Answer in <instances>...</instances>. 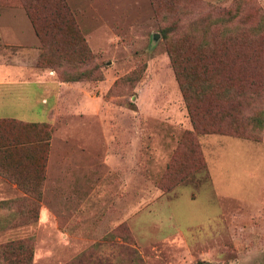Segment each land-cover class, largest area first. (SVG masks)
I'll return each instance as SVG.
<instances>
[{
	"label": "rangeland",
	"instance_id": "obj_1",
	"mask_svg": "<svg viewBox=\"0 0 264 264\" xmlns=\"http://www.w3.org/2000/svg\"><path fill=\"white\" fill-rule=\"evenodd\" d=\"M170 1L171 10L158 12L151 0H66L91 57L55 71L37 65L39 39L35 57L6 39L4 26L8 38L26 41L19 28L32 25L22 7L2 4L17 0H0V64L53 71L18 96L0 84V118L51 126L40 194H25L0 172V244L30 237L31 264H66L92 252L103 264H264L258 127L245 129L256 139L196 134L203 168L180 181L181 173L168 174L175 158L189 165L178 145L192 125L162 33L170 24L195 25L200 38L217 40L228 37L217 32L225 25L262 36L264 0ZM77 74L87 76L62 80ZM33 199L38 218L24 224ZM121 226L134 256L124 250Z\"/></svg>",
	"mask_w": 264,
	"mask_h": 264
},
{
	"label": "trees",
	"instance_id": "obj_2",
	"mask_svg": "<svg viewBox=\"0 0 264 264\" xmlns=\"http://www.w3.org/2000/svg\"><path fill=\"white\" fill-rule=\"evenodd\" d=\"M151 1L158 12L161 6L171 10L174 4L170 0ZM2 4H17L25 10L41 45L38 66L56 71L63 64L91 57L86 39L66 0H17V3ZM223 12L229 14L227 10ZM252 31L242 26L228 30L222 25L217 32L221 35L228 33V37L208 41L199 37L195 25L185 30H177L176 24L162 27L170 63L192 125V129L184 131L178 145L191 158L189 165L182 158H175L168 165L170 176L175 175L174 171L181 173L179 181L204 166L196 139L198 133L258 138L245 131L249 126L261 130L259 139L262 140L264 33L260 36ZM85 77L67 75L62 80ZM50 138L48 122L0 118V172L12 177L27 195L40 194ZM15 171L21 176L15 177ZM37 202L38 199L28 201L26 212L21 214L24 224L37 220ZM118 230L125 236V252L134 256L130 247L132 235L124 226ZM100 251L98 249V253ZM32 255L30 237L0 244V264H31ZM104 261L105 257L92 252L66 264H103Z\"/></svg>",
	"mask_w": 264,
	"mask_h": 264
},
{
	"label": "crops",
	"instance_id": "obj_3",
	"mask_svg": "<svg viewBox=\"0 0 264 264\" xmlns=\"http://www.w3.org/2000/svg\"><path fill=\"white\" fill-rule=\"evenodd\" d=\"M12 18L18 20L16 16L12 15ZM28 20V19H27ZM30 23V22H29ZM2 25V24H1ZM31 25V24H30ZM3 26V25H2ZM4 33H6V39L10 40L14 43L21 44V47H18L17 52L21 54H26L30 56H36L39 52L38 48V38L35 34V32L32 29V26H30V29L28 27L19 28L20 32L19 34L23 33L24 36H28L29 40L22 41V40H15V38H8V35L11 33L12 30L8 29L7 27H3ZM32 32V33H31ZM32 36V37H31ZM25 40V39H23ZM28 41V42H27ZM23 43L27 44L28 46L24 45ZM34 56V57H35ZM43 70V72H36L34 67L27 63H18L15 65H6V64H0V84L1 83H10L11 88H5V94L8 93H15L17 96L22 95V92L24 90H28L31 85H42L43 81L45 79H51L50 74L53 73V71L49 70ZM0 90H2L0 86ZM2 93V91L0 92ZM42 100V99H41ZM42 103V101H41ZM47 110V109H46ZM47 117H48V110L46 111ZM260 143H263L264 145V125H263V135L262 140L259 141Z\"/></svg>",
	"mask_w": 264,
	"mask_h": 264
},
{
	"label": "water",
	"instance_id": "obj_4",
	"mask_svg": "<svg viewBox=\"0 0 264 264\" xmlns=\"http://www.w3.org/2000/svg\"><path fill=\"white\" fill-rule=\"evenodd\" d=\"M158 36H159V35H158L157 33H155V34L153 35L154 38H158Z\"/></svg>",
	"mask_w": 264,
	"mask_h": 264
}]
</instances>
